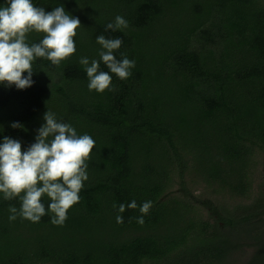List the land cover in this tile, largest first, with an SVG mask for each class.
<instances>
[{"label": "trees", "instance_id": "trees-1", "mask_svg": "<svg viewBox=\"0 0 264 264\" xmlns=\"http://www.w3.org/2000/svg\"><path fill=\"white\" fill-rule=\"evenodd\" d=\"M32 3L80 20L76 53L59 66L37 58L31 87L0 84V143L26 151L49 110L96 144L62 226L46 195L39 222L10 221L21 201L0 193V264H264V0ZM116 16L129 27L106 30ZM101 35L135 61L128 79L100 60ZM81 57L115 90L90 91Z\"/></svg>", "mask_w": 264, "mask_h": 264}, {"label": "clouds", "instance_id": "clouds-1", "mask_svg": "<svg viewBox=\"0 0 264 264\" xmlns=\"http://www.w3.org/2000/svg\"><path fill=\"white\" fill-rule=\"evenodd\" d=\"M6 7L0 8V84L17 89L31 87L32 64L37 58H46L53 65L59 66L62 61L76 53L74 37L81 26L78 18L68 14L63 6L52 11L36 7L32 0H7ZM128 22L116 16L113 23L106 25V30L128 28ZM32 32L43 33L39 43L29 44L27 37ZM101 46L100 60L112 74L126 80L131 76L135 61L124 56L117 60L115 51L120 49L122 40L110 39L101 35L97 37ZM79 63L85 67L89 79V90L103 93L112 90V76L109 72L100 71V61L81 57ZM27 73V76H24ZM44 124L37 130L35 143L24 151L18 140L7 136L0 143V193L5 200L19 198V211L10 206V221L19 215L33 223L39 222L46 214L42 203L45 195L50 199L47 211L53 213L52 224L63 225L68 211L80 202V191L88 180L87 168L95 140L88 134L78 135L76 129L68 123L58 121L56 115L47 111ZM18 128V123L11 125ZM135 209L133 200L127 205ZM152 202L140 206V212L147 214ZM125 211V205L119 206ZM117 223L123 218L117 216ZM137 222L143 225L142 217Z\"/></svg>", "mask_w": 264, "mask_h": 264}]
</instances>
